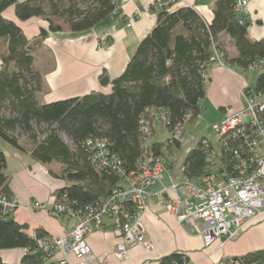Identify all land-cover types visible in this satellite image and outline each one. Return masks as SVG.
<instances>
[{
  "label": "trees",
  "instance_id": "1",
  "mask_svg": "<svg viewBox=\"0 0 264 264\" xmlns=\"http://www.w3.org/2000/svg\"><path fill=\"white\" fill-rule=\"evenodd\" d=\"M240 1L217 0L211 23L190 6L171 10L170 5L159 11L153 6L157 22L138 44L124 72L114 79L106 71L100 75L102 87L112 85L110 92L93 90L81 96L40 103L42 75L34 67V43L52 32L89 30L118 9L120 0H0V39L7 46L0 67V138L29 153L41 165L60 167L58 171L50 169V173L67 183L53 192L54 197L66 194L82 205L107 198L122 186V178L91 164L83 145L88 137L107 139L123 167L134 170L142 149L139 120L147 107L168 110L170 128L187 112L192 114L193 123L201 114L215 50L223 55L227 65L246 70L264 57V39L250 38L251 19L247 13L239 12ZM82 2L89 5L81 7ZM11 5L16 6L19 19L41 16L48 27L30 41L15 21L3 16ZM222 33L233 40L237 56L228 57L223 51L218 40ZM258 82L262 86L264 76L260 75ZM6 104L9 115L3 113ZM44 123L50 128L38 140L34 125ZM17 130L30 134L34 143L29 149L20 143ZM61 132L72 138L74 151L65 143ZM188 162L187 176L197 177L204 171L207 158L200 143L189 152ZM6 169L7 158L0 148V250L23 249L20 264H44V253L37 241L49 233L39 228L31 235L28 225L17 221L14 211L5 206L6 201L15 200L12 176ZM221 262L264 264V249L233 255ZM0 264L9 263L0 257ZM160 264L191 263L186 254L172 253L162 257Z\"/></svg>",
  "mask_w": 264,
  "mask_h": 264
},
{
  "label": "built area",
  "instance_id": "2",
  "mask_svg": "<svg viewBox=\"0 0 264 264\" xmlns=\"http://www.w3.org/2000/svg\"><path fill=\"white\" fill-rule=\"evenodd\" d=\"M129 0H120V4ZM177 0H154L156 11L173 5ZM248 1L241 0L238 10L247 13ZM227 65L223 55L215 50L213 58ZM249 75L258 73L254 85L247 81L242 88L245 106L224 114L222 120L210 125L213 135L191 139L188 124L192 114L187 112L173 128L169 127V111L147 107L139 120L142 149L136 168L127 171L105 138L88 137L84 147L91 164L98 170L119 174L122 186L95 203L80 204L66 194L49 202L34 201L26 209L45 210L56 217L74 219L72 230L64 236L45 235L38 238L44 253V264L105 263L110 257L129 258V247L152 245L145 240L146 229L140 214L147 207L151 188L159 186L158 194L167 210L189 232L198 230L206 246L217 243L222 249L249 222L264 216V57L247 69ZM160 133L159 140L155 136ZM206 155L207 164L197 177L186 175L189 152L198 144ZM5 206L15 211L16 200ZM121 235L110 251L95 255L87 235L102 231L106 220ZM25 251H27L25 249ZM74 256L76 261H72ZM219 264H222L220 262Z\"/></svg>",
  "mask_w": 264,
  "mask_h": 264
},
{
  "label": "crops",
  "instance_id": "3",
  "mask_svg": "<svg viewBox=\"0 0 264 264\" xmlns=\"http://www.w3.org/2000/svg\"><path fill=\"white\" fill-rule=\"evenodd\" d=\"M23 1L25 0H19ZM216 1L177 0L170 9L190 6L206 22L211 23ZM247 1V15L251 19L249 36L252 39H264V0ZM153 6L154 0H129L87 31L74 32L65 29L52 32L43 39L37 46L38 49L43 48V51L33 52L34 67L42 75V90L38 94L40 103L81 96L93 90L110 92L112 85L102 87L100 75L106 71L114 79L124 72L138 44L157 22V12ZM3 16L15 21L30 41L38 37L41 29L48 27V22L41 16L19 19L15 5L9 6ZM218 40L225 50L228 49L227 54L230 57L237 56L238 51L227 34H220ZM0 42L4 45L2 53H5L6 43L3 39ZM238 69L243 68L231 64L223 66L217 62L209 67L204 100L218 108L221 117L245 106L241 89L250 80L249 75L245 77L238 73ZM28 155L30 156L29 153ZM29 158L27 171L21 174L23 178L20 176L19 179L16 171H7L12 176L11 187L15 200L20 205L14 211V217L20 223L28 225L31 235H35L36 229L42 228L50 235L64 236L72 230L74 219L56 217L45 210L31 211L26 207L34 201H51L54 198L53 192L67 182L50 173V169L58 167L57 164L55 167L53 164L44 166L31 156ZM158 191L159 186L151 188L147 207L140 214L146 229L145 240L152 247L147 249L143 245H132L129 247L128 259L119 260L112 256L105 263L94 264H160L162 257L172 253L186 254L191 264H218L233 255L264 249V216L246 224L224 248L218 249L217 243L206 246L199 231L189 232L180 225L163 205ZM120 241L121 235L111 226L110 219L106 220L102 231L87 235V242L97 256L110 251ZM13 251L18 255L17 263L20 264L23 249ZM0 257L8 262L2 255ZM70 259L76 261L74 256H70Z\"/></svg>",
  "mask_w": 264,
  "mask_h": 264
},
{
  "label": "rangeland",
  "instance_id": "4",
  "mask_svg": "<svg viewBox=\"0 0 264 264\" xmlns=\"http://www.w3.org/2000/svg\"><path fill=\"white\" fill-rule=\"evenodd\" d=\"M88 5H89V3H86V2L80 3L81 7H87ZM54 20L56 22H63L62 19H58V18H54ZM41 43H42L41 41L37 44L34 43L35 52H37V50H38V53H41L43 51V48L38 49V47H37ZM225 45H226V43H225ZM3 49H4V45H2V42H0V62L1 63H2L1 55H2ZM223 51L225 53H227L228 49L225 50V48H223ZM228 57H230V55H228ZM13 68L14 67L12 65L11 69H13ZM237 71H238V73L244 75L245 77H247L249 75L248 70H246V69L245 70L244 69H238ZM257 76H258L257 72H254L253 74H251V76L249 75L252 85L255 84ZM241 79L239 78V80H241ZM32 83L34 84V82H32ZM241 96H242V89H241ZM3 113L6 115L10 114L8 104L5 105V109H4ZM221 120H222V117H221V113H220L219 109L216 108L214 105H212L210 102H206V100L203 99L202 103H201V114H200V116L193 123L190 122L188 124V130L190 132L191 139H193V138L195 139L201 135L212 136L213 132L211 130L210 125H212L216 122H219ZM49 128L50 127L45 123L40 124V125H36V124L34 125V132L37 135L38 140H42L46 136V133L49 130ZM15 134L18 136L20 143L24 147H27V149H29L33 145V143H34L33 139L31 138L29 133H25L21 130H17L15 132ZM60 135L64 139L65 143L70 147V149L72 151H74L75 146H74V142H73L72 138L64 132H61ZM159 137H161L160 133H158L155 136V139H159ZM0 148L4 151L6 158H7V161H8V164H9V168L6 169V171H8V170H10V172L16 171V173L19 174V179H20L21 174L27 171V166H28L27 164H29L28 160L30 159L29 158L30 156L28 155V153H25L24 151L17 149L16 147L12 146L10 143H8L7 141H5L2 138H0ZM25 160H26V162H24ZM53 166L55 167L57 165L53 164ZM59 169H60V167L58 166L54 170L58 171ZM13 252H14L13 249L0 250V255H2L4 258H6L8 263L10 262V264H18L17 263L18 255L14 254Z\"/></svg>",
  "mask_w": 264,
  "mask_h": 264
}]
</instances>
